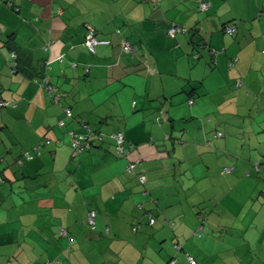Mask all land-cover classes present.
Masks as SVG:
<instances>
[{
	"label": "crops",
	"instance_id": "obj_1",
	"mask_svg": "<svg viewBox=\"0 0 264 264\" xmlns=\"http://www.w3.org/2000/svg\"><path fill=\"white\" fill-rule=\"evenodd\" d=\"M11 1L19 12L0 5V99L13 103L0 109V264H264V0ZM90 32L111 43L91 55ZM89 129L103 140L72 159L73 135Z\"/></svg>",
	"mask_w": 264,
	"mask_h": 264
},
{
	"label": "trees",
	"instance_id": "obj_2",
	"mask_svg": "<svg viewBox=\"0 0 264 264\" xmlns=\"http://www.w3.org/2000/svg\"><path fill=\"white\" fill-rule=\"evenodd\" d=\"M1 4H6V5H8V7H10L11 9H13L14 11H16V12H19V10H20V8L18 7V6H16L11 0H0V5ZM204 5H207V7L206 8H204L203 6ZM209 6H210V4L208 3V2H206V1H203L202 2V4H200V10H207L208 8H209ZM170 26L168 27V29H167V32L170 34V30L174 27V26H176L177 28H179L180 30L179 31H182V30H184V28H182V26H177V25H174V24H169ZM227 27H235V26H232V25H228V26H226V28ZM225 28V29H226ZM236 28V27H235ZM177 33H179V32H177ZM177 33H175L174 35H176ZM236 34H237V28H236ZM88 35H89V33H88ZM94 35L96 36V37H98L99 39H102V38H100L99 36H98V34H97V32H94ZM172 35V34H171ZM87 38H88V36H87ZM103 40H106V39H103ZM87 41V40H86ZM108 41V40H107ZM110 41V40H109ZM110 43H111V41H110ZM126 43H130L129 41H126L124 44H123V50H124V45L126 44ZM85 44H86V42H85ZM13 45H15V44H13ZM130 45H131V47H132V44L130 43ZM12 46V45H11ZM10 46V47H11ZM86 46V45H85ZM87 48V47H86ZM98 48V47H97ZM45 50V49H44ZM87 50H88V52L91 54V55H95L96 54V52H97V49H96V52L95 53H92V52H90V50L87 48ZM46 51V50H45ZM126 51V50H125ZM126 52H128V53H133L134 52V50H133V47L131 48V51H126ZM19 56L21 57V53L19 52V50L17 49V47L15 48V46H13V47H11L10 48V55H9V57H8V59H7V61H8V65H9V68H10V70H11V72L13 73V74H17V73H20V72H23V70H25L22 66H21V60L19 59ZM51 62L49 61L48 62V59H44V65H45V68L47 69L48 68V66H50L49 64H50ZM23 65V64H22ZM33 80H34V83L35 84H37V85H39V86H41L43 89H45L47 92H48V95H49V98L51 99V101L52 102H54V103H59V101H60V97H61V95H60V93H59V91L58 92H52V91H50L49 89H48V87L50 86V87H52L53 89L55 88L53 85H52V83H51V80H50V78H49V76L48 75H44L43 77H41V78H39V77H37L36 75H34V77L32 78ZM239 89V88H238ZM0 101H2L3 103H5V105L3 106V107H0V109H3V108H7V107H10V106H12V104L13 103H10V102H8V101H5L4 99H0ZM192 101V100H191ZM190 103V102H189ZM193 104H194V101H193ZM192 105V104H191ZM68 109H70V108H64V115H65V118L66 119H70V120H75V121H77V120H80L77 116H75L74 114H73V111H72V115L71 116H69L68 114H67V112H66V110H68ZM61 126H64L65 125V123H64V121H62L61 122V124H60ZM90 130V132L87 134V135H82V136H84L85 137V139H81L80 140V146L79 147H75L74 146V141H73V154H72V156H71V158L72 159H76V158H78L79 156H81L82 154H84V153H86V152H88V151H90L92 148H93V146L95 145V143H96V141H101V140H103V138H102V135H98V137H97V139H95V135H94V132L91 130V129H89ZM117 132H122V131H117ZM124 133V132H123ZM219 133H221V135H219ZM219 133H217V135H216V137L215 138H219V137H222L223 136V133L222 132H220L219 131ZM75 136H79V135H75ZM124 140H125V142H126V138H125V133H124ZM51 143V141L49 140V139H45V143L44 144H50ZM41 146V145H40ZM32 154V155H31ZM38 154V147H36L33 151H31V152H29V154L26 152V158L28 159V160H31V159H34L35 158V156ZM120 156V155H119ZM124 157V156H123ZM1 162H3V159H1L0 158V164H1ZM130 163H132V164H134L135 166H137V164H138V162L136 161H134V162H129V164ZM4 169H5V167H3ZM137 168V167H136ZM135 168V169H136ZM258 168H259V164H258ZM257 168V171L259 170ZM3 169V170H4ZM135 169L133 170V172H130L129 170V172L130 173H132V174H136L135 173ZM0 170H2V169H0ZM231 171V169H228V168H226L225 169V172L226 173H229ZM138 176H143V177H145L143 174H139L138 173V175H136V177H137V179H139L138 178ZM146 178V177H145ZM5 180H6V178H5V176L3 175V173H2V171H0V183H4L5 182ZM139 182L141 183V184H146L147 183V178H146V181L145 182H142L141 181V179H139ZM91 213H94L95 214V218H94V223L92 224L91 222H90V214ZM152 219H154V222L151 224L150 222H151V220ZM86 223L88 224V226L90 227V228H92L93 230H95L96 229V226H97V213L95 212V211H90L89 212V214H88V218H87V220H86ZM156 223V218L155 217H153V215H150L149 216V218H148V224L152 227V226H154V224ZM202 227H203V231H198L197 232V236L198 237H202L203 236V233L205 232V226H204V223L201 225ZM200 226V227H201ZM141 228V224H137L135 227H134V231L136 232V231H138L139 229ZM67 234L68 235V231H67V229H63L62 230V234ZM65 234V235H66ZM181 245L178 243V242H176L175 244H174V248L176 249V251H180L183 247H180ZM190 257H192L193 259H195L193 256H191V255H189ZM189 256H186V259H187V262H188V264H190V262H189ZM195 261H196V264H198V262H197V260L195 259ZM179 262H178V259H176L175 257L174 258H172L171 259V261H170V263L169 264H178Z\"/></svg>",
	"mask_w": 264,
	"mask_h": 264
},
{
	"label": "built area",
	"instance_id": "obj_3",
	"mask_svg": "<svg viewBox=\"0 0 264 264\" xmlns=\"http://www.w3.org/2000/svg\"><path fill=\"white\" fill-rule=\"evenodd\" d=\"M204 8L207 7V5H204L203 6ZM179 28H177L176 26H174L171 30H170V34L174 35L175 33L179 32ZM225 32L230 34V35H235L236 34V28L235 27H227L225 29ZM110 44V41H107V40H103V39H99L98 37H96L94 35V32H90L89 35H88V38H87V41H86V47L90 50V52L92 53H95L96 52V49L97 47L99 46H109ZM131 45L130 43H126L124 45V50L126 51H131ZM236 60H233L232 63H235ZM237 88H240V86L242 85V82L239 81L237 82ZM48 89L50 91H54L55 89H53L52 87H48ZM136 101L134 102V105H135ZM190 104H193V100L190 101ZM5 105V103H3L2 101H0V107H3ZM67 114L69 116L72 115V111L70 109L66 110ZM219 135H221V133H219ZM73 141H74V146L76 147H79L80 146V140L81 139H85L84 136H75L73 135ZM114 138L116 140V144H117V151H118V155L120 156H123L126 154L125 152V140H124V133L123 132H116L114 134ZM128 170L130 172H133V170L136 168L134 164L130 163L128 164ZM139 179H141L142 182H145L146 181V178L143 177V176H138ZM94 218H95V214L94 213H91L90 214V222L93 224L94 223ZM154 222V219L151 220V224ZM200 231H203V227L201 226L199 228ZM189 262L190 264H196V261L195 259H193L192 257L189 256ZM50 264V263H48Z\"/></svg>",
	"mask_w": 264,
	"mask_h": 264
},
{
	"label": "rangeland",
	"instance_id": "obj_4",
	"mask_svg": "<svg viewBox=\"0 0 264 264\" xmlns=\"http://www.w3.org/2000/svg\"><path fill=\"white\" fill-rule=\"evenodd\" d=\"M203 235H204L205 237L209 235V233H208V228H207V230L203 233ZM223 235H224V234H223ZM223 235H222V236H223ZM221 244H222V243H220V246H221ZM223 249H224V248H223ZM216 264H219V263H216Z\"/></svg>",
	"mask_w": 264,
	"mask_h": 264
},
{
	"label": "clouds",
	"instance_id": "obj_5",
	"mask_svg": "<svg viewBox=\"0 0 264 264\" xmlns=\"http://www.w3.org/2000/svg\"><path fill=\"white\" fill-rule=\"evenodd\" d=\"M237 84V83H236Z\"/></svg>",
	"mask_w": 264,
	"mask_h": 264
}]
</instances>
